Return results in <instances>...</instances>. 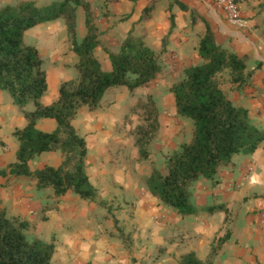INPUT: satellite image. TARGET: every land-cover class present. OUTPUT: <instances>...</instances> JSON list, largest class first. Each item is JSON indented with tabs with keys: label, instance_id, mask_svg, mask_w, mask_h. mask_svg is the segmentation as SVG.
Returning a JSON list of instances; mask_svg holds the SVG:
<instances>
[{
	"label": "crops",
	"instance_id": "obj_1",
	"mask_svg": "<svg viewBox=\"0 0 264 264\" xmlns=\"http://www.w3.org/2000/svg\"><path fill=\"white\" fill-rule=\"evenodd\" d=\"M22 1L47 7L62 0H0V9ZM84 1L97 29L99 45L93 54L102 71L111 72L109 54L119 53L130 35L158 55L161 70L146 86L110 88L96 109L82 106L72 120L86 142V173L97 192L94 200L71 191L55 197L51 188L38 189L32 177L0 176V210L28 221L35 236L54 244L51 264H179L190 252L207 264H264V142L251 154L232 156L213 180L194 182L191 202L198 212L182 217L153 197L146 182L153 169L164 170L166 157L191 136L173 147L161 168L144 165L149 157L141 160L138 149L136 157L142 162L130 164L131 141L115 132L128 110L127 94L158 85L163 92L157 107L159 134L175 138L177 129L170 128L177 115L171 87L183 80L185 69L204 63L198 48L207 29L220 48L243 60L248 75L245 84L236 85L225 71L222 90L264 129V0H235L247 21L245 28L230 25L212 0ZM75 15L79 43L87 34L86 12L76 7ZM23 39L43 60L47 89L41 104L48 106L58 99L62 82L78 78L72 40L63 19L38 23ZM150 93L156 98V91ZM33 110L32 103L20 109L8 92L0 91V169L16 162L19 141L14 132L27 125L25 113ZM35 128L51 133L56 121L39 119ZM62 161L59 150L49 151L28 166L31 171L57 168ZM213 207L221 208L208 212Z\"/></svg>",
	"mask_w": 264,
	"mask_h": 264
},
{
	"label": "trees",
	"instance_id": "obj_2",
	"mask_svg": "<svg viewBox=\"0 0 264 264\" xmlns=\"http://www.w3.org/2000/svg\"><path fill=\"white\" fill-rule=\"evenodd\" d=\"M76 7L86 12L87 34L75 40ZM63 19L78 57V78L60 84L58 99L41 104L46 92V72L37 50L25 44L24 32L38 23ZM99 45L90 7L84 0H62L47 7L22 1L0 9V91L10 94L20 109L34 105L25 113L27 125L14 135L19 141L16 162L0 169V176L36 179L38 189L51 188L55 197L71 191L81 199L94 200L96 189L86 173L85 139L72 126L78 110L98 107L107 90L125 86L129 90L146 86L161 70L158 55L141 39L128 36L117 54H109L111 72L101 70L93 51ZM199 56L204 63L184 70L182 81L171 87L177 116L193 124L191 139L166 157L164 170L153 169L147 190L162 205L185 217L198 209L191 202L190 188L200 178L213 180L220 167L238 153L251 154L264 142V129L257 128L245 108L234 105L221 88V75L228 71L232 84L243 85L248 75L245 64L234 53L220 48L209 29L201 39ZM138 107L145 113L144 123L134 129L140 159L149 155L148 147L159 130L154 101L147 98ZM51 118L56 129L45 133L35 128L39 119ZM59 150L63 161L57 168L45 166L31 171L28 162L43 152ZM221 207L208 208L214 212ZM30 223L0 210V264H51L54 244L29 236ZM89 264V263H88ZM179 264H207L192 252Z\"/></svg>",
	"mask_w": 264,
	"mask_h": 264
},
{
	"label": "rangeland",
	"instance_id": "obj_3",
	"mask_svg": "<svg viewBox=\"0 0 264 264\" xmlns=\"http://www.w3.org/2000/svg\"><path fill=\"white\" fill-rule=\"evenodd\" d=\"M158 90H161L158 85L152 86V87H146L144 89H141L135 93H128L127 94V102L129 103L128 110L126 113L122 114L120 116V121L118 122V126H116L115 132L121 135L123 134V137L128 135L129 140L131 141V147L129 152V163H139L142 162L141 160H138L136 157V150L137 146L135 144V134L134 129L137 125L144 123L145 113L143 109H140L138 107L139 103L145 102L147 98H150L149 96L154 98V103L156 105V108L158 107L159 103L163 101L162 94L163 92H158ZM156 91V98L154 97V93L150 92ZM165 91V90H163ZM148 96V97H147ZM158 122H159V115L158 112ZM166 118L168 116L166 115ZM176 127L177 129V135H175V138H169L168 132L160 135L159 130L152 140L151 144L148 147V159L145 161L144 165L146 166H152L155 165L157 167L163 166L165 157L172 152L173 147L177 148L178 144L180 142H184L188 140V137L191 136L192 131V122L187 119H183L178 117L177 115L174 116V120L170 122V128ZM159 129H160V122H159ZM170 139V144L168 143V140ZM29 236L33 237L35 236L31 229L29 230Z\"/></svg>",
	"mask_w": 264,
	"mask_h": 264
},
{
	"label": "built area",
	"instance_id": "obj_4",
	"mask_svg": "<svg viewBox=\"0 0 264 264\" xmlns=\"http://www.w3.org/2000/svg\"><path fill=\"white\" fill-rule=\"evenodd\" d=\"M224 13L228 23L236 28H245L247 21L242 18L235 0H212Z\"/></svg>",
	"mask_w": 264,
	"mask_h": 264
}]
</instances>
